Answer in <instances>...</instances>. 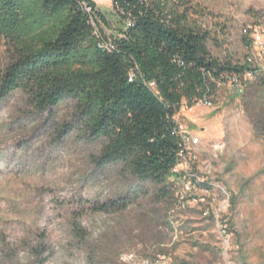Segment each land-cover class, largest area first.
Segmentation results:
<instances>
[{"label":"rangeland","instance_id":"1","mask_svg":"<svg viewBox=\"0 0 264 264\" xmlns=\"http://www.w3.org/2000/svg\"><path fill=\"white\" fill-rule=\"evenodd\" d=\"M94 2L102 33L117 35L124 24L111 0ZM185 2L210 56L244 65L264 0ZM7 61L0 38V69ZM72 106L38 114L21 91L0 101V264H88L82 231L123 264H151L145 249L160 243L189 264H264V72L219 84L210 104L182 102L174 119L199 143L178 167L174 199L156 209L157 237L137 226L134 207L122 217L97 211L128 188L97 163L103 141L83 139Z\"/></svg>","mask_w":264,"mask_h":264},{"label":"trees","instance_id":"2","mask_svg":"<svg viewBox=\"0 0 264 264\" xmlns=\"http://www.w3.org/2000/svg\"><path fill=\"white\" fill-rule=\"evenodd\" d=\"M111 4L124 28L107 37L94 0H0V38L8 54L0 101L21 91L38 114L70 101L83 139L103 141L97 163L114 166L128 188L97 211L122 217L134 207L137 226L154 228L157 237L156 209L174 199V182L184 176L173 172L181 163L174 116L182 102L211 103L219 84L260 71L212 58L208 32L190 20L196 12L185 0ZM77 236L88 264H123L111 256V246L88 245L83 231ZM145 252L151 264H163L161 257L189 264L169 256L164 243Z\"/></svg>","mask_w":264,"mask_h":264},{"label":"built area","instance_id":"3","mask_svg":"<svg viewBox=\"0 0 264 264\" xmlns=\"http://www.w3.org/2000/svg\"><path fill=\"white\" fill-rule=\"evenodd\" d=\"M84 9L89 12L88 5L86 3H82ZM91 24L95 26L94 21H91ZM127 25L130 22H126ZM251 31V41L248 45V53L246 62L250 68H253L257 71L264 72V24L255 25L250 28ZM94 34L98 36L99 31L95 30ZM206 104H210V102L204 101ZM176 134L180 137L179 143V156L181 157V162H187V159H191L192 153L190 152V148H194L198 145L199 140L197 137H194L190 132H188L182 126H177L175 130ZM181 164V163H180ZM178 164L173 172L178 171ZM187 164V163H186Z\"/></svg>","mask_w":264,"mask_h":264}]
</instances>
